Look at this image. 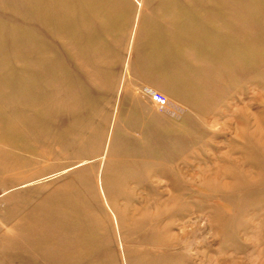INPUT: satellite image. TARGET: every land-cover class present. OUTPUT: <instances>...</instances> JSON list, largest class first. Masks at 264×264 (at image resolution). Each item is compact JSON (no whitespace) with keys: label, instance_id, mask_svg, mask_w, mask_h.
Masks as SVG:
<instances>
[{"label":"rangeland","instance_id":"374dc122","mask_svg":"<svg viewBox=\"0 0 264 264\" xmlns=\"http://www.w3.org/2000/svg\"><path fill=\"white\" fill-rule=\"evenodd\" d=\"M148 1L0 0V264H264V0L167 6L196 95L168 98L165 164L116 165Z\"/></svg>","mask_w":264,"mask_h":264},{"label":"crops","instance_id":"0c3cea01","mask_svg":"<svg viewBox=\"0 0 264 264\" xmlns=\"http://www.w3.org/2000/svg\"><path fill=\"white\" fill-rule=\"evenodd\" d=\"M167 6L177 14L187 8V2L149 0L147 8L143 7L146 11L142 9L137 17V27L131 34L125 56L118 61L114 108L116 118L121 112L117 142L123 143V153L116 159V165L125 161L139 164V160H146L141 151L152 156L149 160L153 162L152 168L166 162L167 108L157 109L146 95L149 91L160 92L180 104L187 102L186 93L190 97L196 95V82L184 71L183 64L188 57L186 39L182 44L181 38L168 37L167 45ZM136 86L149 91L142 95L135 91ZM189 111L192 110L189 108Z\"/></svg>","mask_w":264,"mask_h":264},{"label":"built area","instance_id":"2783aa9c","mask_svg":"<svg viewBox=\"0 0 264 264\" xmlns=\"http://www.w3.org/2000/svg\"><path fill=\"white\" fill-rule=\"evenodd\" d=\"M148 93L151 100L156 104L159 110H166L168 105V98L164 94L156 91H149Z\"/></svg>","mask_w":264,"mask_h":264}]
</instances>
